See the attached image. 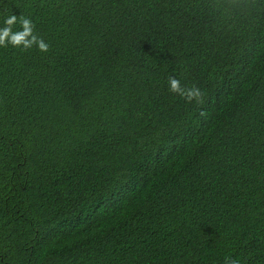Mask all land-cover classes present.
I'll return each instance as SVG.
<instances>
[{
    "label": "trees",
    "instance_id": "obj_1",
    "mask_svg": "<svg viewBox=\"0 0 264 264\" xmlns=\"http://www.w3.org/2000/svg\"><path fill=\"white\" fill-rule=\"evenodd\" d=\"M11 14L50 49L0 47V264H264V0Z\"/></svg>",
    "mask_w": 264,
    "mask_h": 264
},
{
    "label": "clouds",
    "instance_id": "obj_2",
    "mask_svg": "<svg viewBox=\"0 0 264 264\" xmlns=\"http://www.w3.org/2000/svg\"><path fill=\"white\" fill-rule=\"evenodd\" d=\"M232 7H238L242 0H227ZM19 24V30H13L14 26ZM35 25L33 21L20 15L11 14L4 20V26L0 27V47H7L11 45L14 48L21 50H28L35 47L39 52L47 53L50 45L34 31ZM169 91L178 95L186 102H202L203 93L197 87H185L181 85L179 79L175 77L168 78ZM224 264H240L238 258L226 257Z\"/></svg>",
    "mask_w": 264,
    "mask_h": 264
}]
</instances>
